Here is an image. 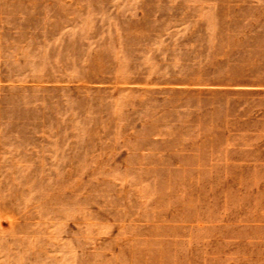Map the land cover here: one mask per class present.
<instances>
[{
	"label": "rangeland",
	"instance_id": "374dc122",
	"mask_svg": "<svg viewBox=\"0 0 264 264\" xmlns=\"http://www.w3.org/2000/svg\"><path fill=\"white\" fill-rule=\"evenodd\" d=\"M0 264H264V0H0Z\"/></svg>",
	"mask_w": 264,
	"mask_h": 264
}]
</instances>
